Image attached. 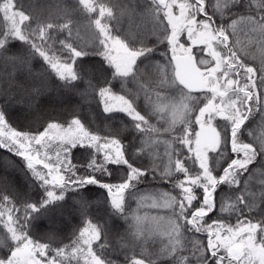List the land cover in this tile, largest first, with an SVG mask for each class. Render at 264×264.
I'll list each match as a JSON object with an SVG mask.
<instances>
[{
    "label": "snow or ice",
    "instance_id": "1",
    "mask_svg": "<svg viewBox=\"0 0 264 264\" xmlns=\"http://www.w3.org/2000/svg\"><path fill=\"white\" fill-rule=\"evenodd\" d=\"M79 4L89 14L98 12L91 52L70 42L71 20L33 21L16 0H0V63L13 66L12 76L17 70L31 75V62L41 60L62 88L86 103L97 99L106 119L126 120L122 131L129 137L101 136L78 116L66 127L51 122L39 133L17 131L6 120L13 96L0 90V148L21 157L41 189L40 199L25 204L20 216L7 195L0 197V225L6 229L0 234V264H264V189L258 198L249 187L250 166L258 159L264 165V138L259 143L242 139L250 118L257 113L264 118V59L259 68L251 66L238 41L230 43L240 29L252 41L264 42V0H215L211 12L206 0H150L158 30L152 46L146 39L121 36L123 11L117 15L95 0ZM59 32L67 35L57 41L53 34ZM93 54L99 63L85 66ZM149 70L158 79L155 99L141 83ZM153 134L166 137L153 141L165 145L167 165L159 175L157 157L144 148ZM78 148L88 152L83 171L71 159ZM144 155L153 167L143 166ZM121 171L118 183L96 176ZM149 176L171 184L172 191L153 198L151 205L168 210L165 216L139 215L143 196L131 209L129 200L137 198ZM92 185L107 191L111 215L128 223L134 239L166 238L159 252L141 248L137 255L126 244L110 247L107 231L88 218V202L81 195ZM222 190L235 193L234 198ZM76 195L83 227L71 244L53 248L34 239L30 226L37 215L62 208ZM146 220L154 227L145 228Z\"/></svg>",
    "mask_w": 264,
    "mask_h": 264
},
{
    "label": "trees",
    "instance_id": "2",
    "mask_svg": "<svg viewBox=\"0 0 264 264\" xmlns=\"http://www.w3.org/2000/svg\"><path fill=\"white\" fill-rule=\"evenodd\" d=\"M214 2L215 0H206L210 12L212 10L210 5ZM95 3L97 5L104 3L112 7L117 15L123 11V15H120L119 25L122 37L146 39L149 46L156 43L158 30L149 12L150 0H95ZM16 4L20 10L30 15L33 21L63 24L71 20L72 36L69 38L70 42L77 47H86L90 52L95 46L97 32L92 21L97 18L98 12L87 13L83 6L79 4V0H16ZM2 24V14H0V25ZM53 35L58 41L64 39L67 33L59 32ZM237 41V47L245 54L246 63L259 68L261 60L264 59V42L252 41L243 29L238 30L235 37L230 36V43ZM56 47L58 48L59 45L57 44ZM160 47L162 51L163 48ZM18 48L19 45H17ZM99 61L100 57L93 54L85 59L84 64L91 67L98 64ZM31 65V75L17 70L12 76L10 74L13 73V66L10 64L4 66L0 63V90H8L9 94L13 96L12 106L6 109V120L13 129L35 134L42 132L47 124L51 122L64 124L66 127L71 119L78 116L91 131L101 136L129 137L128 131H122L125 128L126 120L120 118L108 120L105 118L102 105L98 103L97 99L89 97L86 103L77 92H69L67 89L62 88V82L49 70H46L41 60H33ZM141 83L144 89L155 99V91L159 88L155 72L149 70V73H145ZM21 85H23V88H21ZM33 89H38V92H33ZM84 90L85 85L81 84L79 91L83 92ZM116 91H119V89H116ZM15 101H21V103H15ZM3 102L4 97L0 96V104ZM121 116L122 114H118V117ZM152 122L160 126L155 119ZM246 126L249 131L242 137L245 142L259 143L260 139L264 138V118L259 113L255 114L254 118H250ZM165 138L164 136L157 137L154 134L145 138L147 141L144 145L145 152H150L157 157L155 161L156 165L159 166L157 175L167 165V158L164 156L165 145L162 143L156 144L153 141ZM123 143L127 144V139H123ZM88 158V152L80 148L74 150L71 154L72 162L81 167L82 171V166ZM97 158L102 159V155H98ZM142 163L144 167H153V161L148 155L143 156ZM109 167L114 166L110 165ZM250 172L249 187L252 192L257 193L259 198L260 191L264 189V165L260 164L259 159L250 166ZM122 174L121 171L119 174L114 172L112 177L103 176L100 173H96V176L105 183H118ZM245 175L247 177L248 174ZM241 187H243V183ZM168 191H172L170 182L158 178L153 179L152 176H149L139 186L137 198L129 200L131 209H137V200L140 196H143V203L138 210L139 215L148 218L165 216L168 214V210L154 208L151 205L153 198ZM172 194L175 195V192L173 191ZM221 194L232 195L233 198L235 195V193L224 192V190ZM4 195H7L12 205L19 209V211L14 212V215L20 216L25 204L40 199L41 189L32 179L31 173L27 171L22 158L0 148V197ZM81 195L88 202V218L92 219L94 223L102 225L107 231L110 247L116 246L119 248L121 244H126L129 249L134 247L136 254L139 255L141 248H146L149 253L159 252V249L167 242L166 238L160 236H149L144 241L134 239L129 231L128 223L111 215L108 207V194L105 189L92 185ZM78 201H80L79 195L71 196L62 208H56L46 214L37 215L30 226L33 238L41 243H50L53 248L70 245L75 236L78 235L79 229L83 227V219L78 210L81 205ZM213 218H215V215H213ZM2 219L6 220L7 216ZM230 220L235 223L234 214L230 217ZM144 227L152 228L154 225L150 220H146ZM3 232H6V229H2V225H0V234H3ZM196 235L206 242V237L202 234ZM112 258L115 259V257ZM120 260H123V256L120 257ZM69 264H77V262L71 260ZM79 264H83V260Z\"/></svg>",
    "mask_w": 264,
    "mask_h": 264
},
{
    "label": "rangeland",
    "instance_id": "3",
    "mask_svg": "<svg viewBox=\"0 0 264 264\" xmlns=\"http://www.w3.org/2000/svg\"><path fill=\"white\" fill-rule=\"evenodd\" d=\"M5 150H7V149H5ZM8 151V150H7ZM50 151L52 152V154H54V152H55V145H53L52 146V149H50ZM102 155V154H101ZM25 163V162H24ZM108 194V193H107Z\"/></svg>",
    "mask_w": 264,
    "mask_h": 264
}]
</instances>
